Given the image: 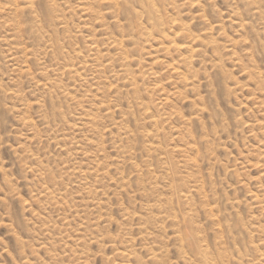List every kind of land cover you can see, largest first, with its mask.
<instances>
[{"label":"rangeland","instance_id":"374dc122","mask_svg":"<svg viewBox=\"0 0 264 264\" xmlns=\"http://www.w3.org/2000/svg\"><path fill=\"white\" fill-rule=\"evenodd\" d=\"M167 1L0 0V264H264V0Z\"/></svg>","mask_w":264,"mask_h":264},{"label":"bare ground","instance_id":"6f19581e","mask_svg":"<svg viewBox=\"0 0 264 264\" xmlns=\"http://www.w3.org/2000/svg\"><path fill=\"white\" fill-rule=\"evenodd\" d=\"M100 2H102L103 4H107V5H109V6H114V7H121L120 8V10L122 9V10H127L128 11V9H129V7L130 6H132L133 4H135L136 2H138V3H140L141 4V12H136V16H141V17H144V16H146L147 17V19H148V21H149V23H151L150 25H152V26H150L151 27V31L152 30H154V29H157V30H155V32L157 31L158 33H160V35L163 37V38H166L169 34H167V36H166V32H165V30H164V28H162V27H164V20H163V22H162V19H161V11L159 10L160 9V5H159V3H165V1H167V0H121V1H118L119 3H117V1H116V3H114L112 0H99ZM170 1V0H169ZM173 1V0H172ZM43 2H45V1H43ZM168 2V1H167ZM253 2H255V1H253ZM31 4H34L33 2H30ZM259 3V2H258ZM14 4V3H13ZM22 4V3H21ZM174 4V3H173ZM170 4H168V6H169ZM164 6V5H163ZM253 6H254V4H253ZM248 7H250V6H248ZM21 8V7H20ZM24 8V7H23ZM30 8V7H29ZM28 8V9H29ZM52 8V7H51ZM56 8V7H55ZM67 8V7H66ZM102 8H104V7H102ZM261 8V7H260ZM32 9V8H31ZM47 9V8H46ZM57 9V8H56ZM111 9V8H110ZM113 9V8H112ZM11 10H13V9H11ZM53 10V9H52ZM140 10V9H139ZM172 10V9H171ZM178 10V9H177ZM188 10V9H187ZM253 10V9H252ZM256 12H257V15L258 16H261V9H259V8H257L256 7ZM18 11V10H17ZM19 11H20V9H19ZM28 11V10H27ZM200 11V10H199ZM250 11H251V9H250ZM49 12V11H48ZM54 12H55V10H54ZM57 12V11H56ZM117 12H118V8H117ZM123 12V11H122ZM44 13H45V11H44ZM53 13V12H52ZM90 13V12H89ZM132 13V12H131ZM163 13V12H162ZM12 14H14V13H12ZM23 14V13H22ZM47 14V13H46ZM55 14V13H54ZM122 13L120 12V15H121ZM168 14V13H167ZM174 14V13H173ZM245 14V13H244ZM254 14H255V12H254ZM260 14V15H259ZM56 15V14H55ZM235 15V14H234ZM256 15V14H255ZM256 15V16H257ZM262 15H264L263 14V12H262ZM16 16V15H15ZM21 16V15H20ZM19 16V17H20ZM44 16V15H43ZM170 16V15H169ZM13 17V16H12ZM45 17V16H44ZM179 17V16H178ZM184 17V16H183ZM17 18V17H16ZM47 18V17H46ZM121 18V17H120ZM163 18H165V17H163ZM234 18V17H233ZM14 19V18H13ZM122 19V18H121ZM129 19V18H128ZM236 19H239V18H236ZM47 20V19H46ZM51 20V19H50ZM137 20V19H136ZM179 20H181V19H179ZM208 20V19H207ZM240 20V19H239ZM244 20H245V18H244ZM21 21V20H20ZM175 21H177V20H175ZM232 21V20H231ZM254 21V20H253ZM50 22V21H49ZM166 22H168V21H166ZM136 23V22H135ZM171 22L169 21V24H170ZM173 23V22H172ZM252 23V22H251ZM64 24V23H63ZM138 24H139V22H138ZM142 24V23H141ZM168 24V23H167ZM166 24V25H167ZM168 24V26H170ZM209 24V23H208ZM236 24V23H235ZM16 25V24H15ZM45 25V24H44ZM140 25V24H139ZM120 26V25H119ZM122 26V25H121ZM135 26H137V24L135 25ZM180 26V25H179ZM239 26V25H238ZM240 26L242 27V28H245L246 27V24H244V23H241L240 24ZM143 27V26H142ZM37 28V27H36ZM163 30H162V29ZM185 28V27H184ZM183 28V29H184ZM220 28V27H219ZM237 28V27H236ZM64 29V28H63ZM160 29V30H159ZM179 30V33H180V31H181V35L182 34H187L188 32H189V30H187V29H184V30ZM247 29H248V27H247ZM246 29V30H247ZM89 30V29H88ZM167 30V29H166ZM169 30V29H168ZM177 30V29H176ZM37 31V30H36ZM160 31V32H159ZM241 31V30H240ZM249 31V30H248ZM257 31V30H256ZM255 31V32H256ZM260 31H261V29H260ZM142 32V31H141ZM241 32H243V31H241ZM245 32V31H244ZM138 33V32H137ZM140 33V32H139ZM144 33V32H143ZM169 33H171V32H169ZM39 34H40V31H39ZM148 34V33H147ZM152 34V33H151ZM173 34V33H172ZM189 35H191L190 34V32L188 33ZM216 34H217V32H216ZM255 34V33H254ZM55 35V34H54ZM149 35V34H148ZM154 35V34H153ZM174 35V34H173ZM179 35V34H178ZM193 35V34H192ZM205 35V34H204ZM187 36V38L189 39V41L187 42L188 44H186V45H178V43L177 42H175V41H170L171 43H170V48L172 47V48H174V49H177L178 51H188L191 55H195V54H197V53H199V49H195L194 48V44H195V42H197L199 39L197 38V36L196 37H194V36H188V35H186ZM219 36V35H218ZM145 37V36H144ZM143 37V38H144ZM152 37V36H151ZM150 37V38H151ZM183 37H185V36H183ZM206 37H207V35H206ZM169 38V37H168ZM208 38V37H207ZM167 39V38H166ZM170 39V38H169ZM176 39H178V36H177V38ZM187 39V40H188ZM39 40V39H38ZM118 40V39H117ZM142 40V39H141ZM145 40V39H144ZM173 40H175V39H173ZM183 40H185V39H183ZM182 40V41H183ZM134 42V41H133ZM145 42V41H144ZM185 41H183V43H184ZM53 43V42H52ZM51 42H50V44H52ZM119 43V42H118ZM163 43V42H162ZM167 43H169V42H167ZM207 43V42H206ZM134 44V43H133ZM159 44V43H158ZM208 44V43H207ZM209 44H211V43H209ZM196 45V44H195ZM211 45H213V43L211 44ZM240 45V44H239ZM262 45V44H261ZM131 46V45H130ZM151 46H152V44H151ZM207 46V45H206ZM238 46V45H237ZM49 47H51V46H49ZM48 47V48H49ZM230 47V46H229ZM233 47H234V45H233ZM206 48V47H205ZM167 48H165V50H166ZM214 49H215V47H214ZM217 49V48H216ZM92 50V49H91ZM168 51L170 50V49H167ZM172 50V49H171ZM210 50V49H209ZM254 50V49H253ZM115 51H116V49H115ZM175 51V50H174ZM170 52V51H169ZM168 52V53H169ZM185 52V53H186ZM208 52V51H207ZM233 52V51H232ZM231 52V53H232ZM165 53V52H164ZM255 53V52H254ZM204 54H206V53H204ZM175 55V54H174ZM177 55V54H176ZM119 56V55H118ZM202 56V55H201ZM220 56V55H219ZM237 56V55H236ZM101 57V56H100ZM105 57V56H104ZM177 57V56H176ZM221 57V56H220ZM102 58V57H101ZM171 58V57H170ZM217 58H218V54H217ZM237 59V58H236ZM120 60V59H119ZM184 60V59H183ZM218 60V59H217ZM123 61V60H122ZM11 63V62H10ZM188 62H186V64H187ZM66 64V63H65ZM163 64V63H162ZM195 64V63H194ZM160 65V64H159ZM111 66V65H110ZM132 66V65H131ZM137 66V65H136ZM163 66V65H162ZM90 67H92V66H90ZM112 67V66H111ZM85 68V67H84ZM94 68V67H93ZM108 68H109V66H108ZM186 68H188V67H186ZM190 68V67H189ZM258 68V67H257ZM120 69H122V68H120ZM127 69H129V68H127ZM58 70V69H57ZM91 70V69H90ZM96 70V69H95ZM185 70V69H184ZM190 70H192L193 71V69H190ZM254 71V70H253ZM91 72V71H90ZM99 72H101L100 70H99ZM138 72V71H137ZM190 72V71H189ZM176 73H178V72H176ZM192 73V72H191ZM70 74V73H69ZM145 74V73H144ZM249 74V73H248ZM177 76V75H176ZM260 76V75H259ZM229 77V76H228ZM261 77V76H260ZM125 78V77H124ZM55 79V78H54ZM132 79V78H131ZM141 79V78H140ZM196 79V78H195ZM255 79V78H254ZM90 80V79H89ZM185 81H188V80H186V78L184 79ZM60 81V80H59ZM134 81V80H133ZM51 83V82H50ZM49 83V84H50ZM56 83V82H55ZM134 83H135V81H134ZM254 84H257L258 85V83H254ZM130 85V84H129ZM187 86V85H186ZM256 86V85H255ZM259 86H261V85H259ZM259 86H258V90H259ZM44 87V86H43ZM42 87V88H43ZM262 87V86H261ZM113 88V87H112ZM263 88V87H262ZM57 89V88H56ZM262 90V89H261ZM57 91H59V90H57ZM128 91V90H127ZM72 92V91H71ZM115 93V92H114ZM126 93V92H125ZM134 94V93H133ZM13 95V94H12ZM136 95V94H135ZM72 96H74V95H72ZM51 97V96H50ZM128 97V96H127ZM72 98V97H71ZM94 100V99H93ZM197 100V99H196ZM69 101V100H68ZM97 102H98V99H97ZM165 102V101H164ZM264 102V101H263ZM141 104V103H140ZM167 104H169V103H167ZM191 104V103H190ZM136 106V105H135ZM192 106H194V105H192ZM199 106V105H198ZM197 107V106H196ZM195 107V108H196ZM2 108V107H1ZM105 109H108V108H105ZM5 110V109H4ZM10 110H11V108H10ZM103 110V109H102ZM150 110V109H149ZM15 111V110H14ZM140 111H142V110H140ZM92 112V111H91ZM121 112V111H120ZM131 112V111H130ZM99 113V112H98ZM107 113V112H106ZM105 113V114H106ZM148 114H150V113H148ZM148 114H147V116H148ZM201 114V113H200ZM77 115V114H76ZM80 116V115H79ZM152 116V115H151ZM199 116V115H198ZM197 116V117H198ZM48 118V117H47ZM87 118V117H86ZM152 118V117H151ZM83 119V118H82ZM92 119H94V118H92ZM97 119H99V118H97ZM140 119V118H139ZM79 120H80V118H79ZM83 121V120H82ZM87 121V120H86ZM96 122V121H95ZM153 122H154V119H153ZM96 123H98V121L96 122ZM95 123V124H96ZM190 123V122H189ZM192 123V122H191ZM82 124V123H81ZM94 124V125H95ZM118 124V123H117ZM25 125V124H24ZM47 125V124H46ZM82 125H84V123L82 124ZM103 125V124H102ZM72 126V125H71ZM92 126V125H91ZM122 126V125H121ZM258 126H260V125H258ZM70 127V126H69ZM78 127V126H77ZM85 127H86V125H85ZM94 127V126H93ZM253 127V126H252ZM72 128H73V126H72ZM114 128V127H113ZM124 128V127H123ZM113 130V129H112ZM117 130V129H116ZM127 130V129H126ZM157 130V129H156ZM71 131V130H70ZM82 131V130H81ZM108 131H110V130H108ZM118 131H120L119 129H118ZM50 132V131H49ZM92 132V131H91ZM93 132H95V131H93ZM111 132V131H110ZM128 132V131H127ZM122 133H123V131H122ZM111 134V133H110ZM115 134V133H114ZM125 134H126V132H125ZM122 135H124V134H121V136ZM145 135V134H144ZM144 135H142V136H144ZM189 135V134H188ZM120 136V135H119ZM128 136H129V134H128ZM147 137H150V140H152V136H149V134H147L146 135ZM154 136V135H153ZM145 137V136H144ZM117 139H118V137H116ZM132 138V137H131ZM125 139V138H124ZM143 139V138H142ZM63 140V139H62ZM144 140V139H143ZM67 141V140H66ZM117 141V140H116ZM125 141V140H124ZM146 141H147V138H146ZM147 142H149V141H147ZM194 142V141H193ZM65 143V142H64ZM144 143V142H143ZM157 143V142H156ZM101 144V143H100ZM186 144V143H185ZM188 144V143H187ZM92 145V144H91ZM151 145H153V144H151ZM145 146V145H144ZM154 146H155V144H154ZM194 148V147H193ZM15 149H17V148H15ZM119 149H120V147H119ZM128 149V148H127ZM153 149H156V147L155 148H153ZM85 150V149H84ZM157 150H158V148H157ZM160 150V149H159ZM191 150V149H190ZM12 151V150H11ZM121 151V150H120ZM147 151V150H146ZM145 151V152H146ZM179 151H181L180 149H179ZM194 151V150H193ZM16 152V151H15ZM81 152V151H80ZM161 152H163V149H162V151ZM85 153V152H84ZM118 153V152H117ZM125 153V152H124ZM123 153V154H124ZM148 153V152H147ZM150 153V152H149ZM194 154V153H193ZM118 155V154H117ZM147 156V155H146ZM153 156V155H152ZM118 157V156H117ZM149 157V156H148ZM154 157V156H153ZM158 156H156V158H157ZM202 157H203V155H202ZM40 158V157H39ZM93 158H95V157H93ZM123 158H124V156H123ZM198 158H200V157H198ZM190 159V158H189ZM202 159V158H201ZM211 159V158H210ZM36 160V159H35ZM122 160V159H121ZM156 160H159V159H156ZM155 160V161H156ZM162 160H163V158H162ZM212 160V159H211ZM116 161V160H115ZM123 161V160H122ZM146 161H147V159H146ZM182 161V160H181ZM190 161V160H189ZM35 162V161H34ZM148 162V161H147ZM146 162V163H147ZM159 162V161H158ZM165 162V161H164ZM184 162V161H183ZM192 162V161H191ZM37 163V162H36ZM35 163V164H36ZM119 163V162H118ZM123 163V162H122ZM134 163V162H133ZM144 163V162H143ZM157 163V162H156ZM166 163V162H165ZM196 163V162H195ZM114 164H115V162H114ZM124 164V163H123ZM160 164H163V163H160ZM182 164V163H181ZM38 165V164H37ZM132 165V164H131ZM146 165V164H145ZM170 165V164H169ZM187 165H189V164H187ZM197 165V164H196ZM149 166V165H148ZM153 166H154V163H153ZM176 166V165H175ZM165 167V166H164ZM182 167V166H181ZM185 167V166H184ZM191 167V166H190ZM141 168V167H140ZM158 168V167H157ZM161 168V167H160ZM188 168V167H187ZM186 168V169H187ZM41 169H44L43 167L41 168ZM162 169V168H161ZM181 169V168H180ZM189 169V168H188ZM81 170V169H80ZM132 170H133V168H132ZM173 170H175V169H173ZM182 170V169H181ZM194 170V169H193ZM75 171H77V170H75ZM81 171H83V170H81ZM135 172H138V171H135ZM148 172V171H147ZM151 172V171H150ZM152 172H153V170H152ZM172 172V171H171ZM178 172V171H177ZM180 172V171H179ZM182 172V171H181ZM144 173V172H143ZM173 173V172H172ZM190 173V172H189ZM50 174V173H49ZM70 174V173H69ZM73 174V173H72ZM107 174H109L108 172H107ZM162 174H163V172H162ZM168 174V173H167ZM179 174V173H178ZM182 174V173H181ZM187 174V173H186ZM192 174V173H191ZM80 175H82V174H80ZM144 175H146V172H145V174ZM150 175V174H149ZM165 175V174H164ZM189 175V174H188ZM188 175H185V176H188ZM48 176H50V175H48ZM83 176H84V174H83ZM141 176V175H140ZM148 176V175H147ZM153 176H155V175H153ZM158 176V175H157ZM174 176V175H173ZM182 176V175H181ZM190 176V175H189ZM80 177V176H79ZM152 177V176H151ZM175 177V176H174ZM179 177V176H178ZM96 178V177H95ZM160 178V177H159ZM183 178V177H182ZM197 178V177H196ZM44 179V178H43ZM54 179V178H53ZM52 179V180H53ZM80 179V178H79ZM108 179V178H107ZM121 179V178H120ZM148 179V178H147ZM152 179V178H151ZM150 179V180H151ZM158 179V178H157ZM178 179V178H177ZM176 179V180H177ZM85 180V179H84ZM101 180V179H100ZM145 180V179H144ZM149 180V179H148ZM147 180V181H148ZM153 180V179H152ZM182 180V179H181ZM49 181V180H48ZM140 181V180H139ZM191 181V180H190ZM180 182V181H179ZM179 182H178V184H179ZM182 182V181H181ZM44 184H46V182L44 183ZM81 184V183H80ZM121 184V183H120ZM128 184V183H127ZM168 184V183H167ZM182 185H183V182L181 183ZM143 185V184H142ZM177 185V184H176ZM187 185H189V184H187ZM99 186V185H98ZM101 186V185H100ZM117 186V185H116ZM149 186V185H148ZM155 186V185H154ZM147 187V186H146ZM157 187V186H156ZM163 187V186H162ZM158 188V187H157ZM191 188V187H190ZM196 188V187H195ZM43 189H45V188H43ZM156 190V189H155ZM170 190V189H169ZM187 190H188V188H187ZM190 190V189H189ZM178 191V190H177ZM182 191V190H181ZM49 192H51V191H49ZM106 192V191H105ZM114 192V191H113ZM144 191H142V193H143ZM153 192V191H152ZM195 192V191H194ZM45 193V192H44ZM108 193V192H107ZM117 193V192H116ZM149 193V192H148ZM157 193V192H156ZM56 194V193H55ZM146 194V193H145ZM47 195V194H46ZM58 195V194H57ZM45 196V195H44ZM51 196V195H50ZM191 196V195H190ZM54 197V196H53ZM103 197V196H102ZM106 197V196H105ZM162 197V196H161ZM40 198V197H39ZM52 198V197H51ZM50 199V198H49ZM42 200H44V199H42ZM60 200V199H59ZM147 200H149V199H147ZM162 200V199H161ZM175 200V199H174ZM254 200V199H253ZM38 201H40V200H38ZM46 201V200H45ZM47 202V201H46ZM53 202V201H52ZM164 202V201H163ZM256 202V201H255ZM103 203V202H102ZM166 203V202H165ZM258 203H260V202H258ZM51 204V203H50ZM48 205V204H47ZM96 205V204H95ZM260 205V204H259ZM94 206V205H93ZM105 206V205H104ZM170 206V205H169ZM172 206V205H171ZM183 206V205H182ZM190 206V205H189ZM98 207V206H97ZM97 207H95V208H97ZM157 207V206H156ZM177 207H178V205H177ZM94 208V209H95ZM104 208V207H103ZM187 208V207H186ZM151 209V208H150ZM156 209V208H155ZM210 209V208H209ZM209 209H205V210H209ZM218 209V208H217ZM189 210V209H188ZM196 210V209H195ZM204 210V211H205ZM257 210H259V209H257ZM153 211V210H152ZM159 212V211H158ZM199 212V211H198ZM215 212H217V210L215 211ZM193 213H195V212H193ZM206 213V212H205ZM151 214V213H150ZM192 214V213H191ZM172 215V214H171ZM177 215V214H176ZM197 216V215H196ZM127 217V216H126ZM149 217V216H148ZM186 217H187V215H186ZM194 217V216H193ZM215 217V216H214ZM153 218V217H152ZM164 219V218H163ZM173 219V218H172ZM125 220V219H124ZM129 220H130V218H129ZM195 220V219H194ZM239 220V219H238ZM257 220V219H256ZM189 221H191V219L189 220ZM214 221V220H213ZM242 221V220H241ZM139 222V221H138ZM169 223V222H168ZM242 223V222H241ZM150 224V223H149ZM173 224V223H172ZM183 224V223H182ZM186 224H188V223H186ZM102 225V224H101ZM178 225V224H177ZM193 225V224H192ZM198 225V224H197ZM244 225V224H243ZM81 226V225H80ZM123 226V225H122ZM171 226V225H170ZM249 226V225H248ZM83 227V226H82ZM85 227V226H84ZM140 227V226H139ZM172 227V226H171ZM182 227H184V226H182ZM228 227V226H227ZM243 227V226H242ZM150 228V227H149ZM188 228V227H187ZM83 229V228H82ZM87 229V228H86ZM138 229H141V228H138ZM178 229V228H177ZM182 229V228H181ZM193 229H195V227H193ZM245 230H246V228H244ZM257 229V228H256ZM130 230V229H129ZM156 230V229H155ZM174 230V229H173ZM183 230V229H182ZM189 230H192V229H189ZM254 230V229H253ZM82 231V230H81ZM143 231V230H142ZM168 231V230H167ZM166 231V232H167ZM175 231V230H174ZM255 231V230H254ZM85 232V231H84ZM99 232V231H98ZM130 232V231H129ZM128 232V233H129ZM173 232V231H172ZM199 232V231H198ZM257 232V231H256ZM140 233V232H139ZM152 233V232H151ZM157 233H159V232H157ZM168 233V232H167ZM258 233H260V232H258ZM97 234V233H96ZM161 234V233H160ZM262 234V233H261ZM79 235H80V232H79ZM103 235V234H102ZM135 235V234H134ZM179 235V234H178ZM250 235V234H249ZM260 235V234H259ZM136 236H137V234H136ZM166 236V235H165ZM180 236V235H179ZM83 237V236H82ZM96 237V236H95ZM146 237V236H145ZM150 237V236H149ZM178 237V236H177ZM18 238V237H17ZM67 238V237H66ZM112 238V237H111ZM126 238H128V237H126ZM167 238V237H166ZM174 238V237H173ZM178 238H180V241H182V242H189V243H192V242H194V243H196L195 241L197 240V239H199V236H198V234H196V233H194V232H183V234L181 235V237H178ZM201 238V237H200ZM105 239V238H104ZM132 239V238H131ZM151 239V238H150ZM163 239V238H162ZM203 238H201V240H202ZM84 240V239H83ZM97 240V239H96ZM111 240V239H110ZM128 240V239H127ZM143 240H144V238H143ZM164 240V239H163ZM262 240V239H261ZM132 241V240H131ZM158 241V240H157ZM260 241V240H259ZM97 242V241H96ZM108 242V241H107ZM127 242V241H126ZM141 242V241H140ZM219 242V241H218ZM84 243V242H83ZM111 243V242H110ZM113 243V242H112ZM124 243V242H123ZM97 244V243H96ZM108 244V243H107ZM142 244V243H141ZM197 244V243H196ZM199 244H200V242H199ZM261 244V243H260ZM65 245V244H64ZM79 245H81V244H79ZM84 245V244H83ZM115 245V244H114ZM156 245V244H155ZM154 245V246H155ZM158 245V244H157ZM192 245L193 246H195L193 243H192ZM256 245V244H255ZM51 246V245H50ZM138 246V245H137ZM192 246V247H193ZM257 246V245H256ZM263 246V245H262ZM53 247H55V246H53ZM82 247V246H81ZM100 247V246H99ZM112 247V246H111ZM164 247V246H163ZM220 247V246H219ZM245 247V246H244ZM88 248V247H87ZM116 248V247H115ZM128 248V247H127ZM146 248V247H145ZM149 248V247H148ZM151 248V247H150ZM187 248V247H186ZM249 248V247H248ZM251 248V247H250ZM258 248V247H257ZM261 248V247H260ZM47 249V248H46ZM114 249V248H113ZM124 249H126V248H124ZM147 249V248H146ZM145 249V250H146ZM152 249V248H151ZM158 249V248H157ZM160 249V248H159ZM182 249V248H181ZM190 249V248H189ZM195 249V253L197 254L196 256H198L197 258H199V261L200 262H202L201 264H224V259H225V255L224 254H222V253H220V252H218V253H220L219 254V256H218V261L215 259V258H210L211 256L210 255H208L206 252H205V250L203 249H201V247H196V248H194ZM252 249V248H251ZM250 249V250H251ZM262 249V248H261ZM115 250V249H114ZM133 250V249H132ZM131 250V251H132ZM140 250V249H139ZM164 250V249H163ZM219 250V249H218ZM239 250V249H238ZM246 250V249H245ZM254 250V249H253ZM140 251H142V249L140 250ZM161 250H159L158 252H160ZM252 251V250H251ZM87 252V251H86ZM139 252V251H138ZM145 252H147V251H145ZM158 252L156 253V252H152V259L153 260H155L156 259V261H157V258L159 259L160 258V256H159V254H158ZM163 252H165V250L163 251ZM163 252H161V254L163 253ZM182 252V251H181ZM262 252V251H261ZM122 253V252H121ZM166 253V252H165ZM183 253V252H182ZM209 253V252H208ZM89 254V253H88ZM139 254V253H138ZM160 254V255H161ZM187 254V253H186ZM194 254V253H193ZM210 254V253H209ZM127 255V254H126ZM140 255V254H139ZM195 255V254H194ZM87 256V255H86ZM118 256H119V253H118ZM120 256H121V254H120ZM138 256V255H137ZM195 256V257H196ZM236 256V255H235ZM256 256V255H255ZM260 256V255H259ZM135 257V256H134ZM143 257V256H142ZM163 257V256H162ZM65 258V257H64ZM90 258V257H89ZM121 258H123V257H121ZM120 258V259H121ZM228 258V257H227ZM254 258V257H253ZM258 258V257H257ZM262 258V257H261ZM56 258H54V260H55ZM63 259V258H62ZM69 259V258H68ZM119 259V258H118ZM166 259V258H165ZM187 259V258H186ZM191 259V258H190ZM242 258H241V256H240V258H239V260H241ZM75 260H76V258H75ZM84 260V259H83ZM127 260V259H126ZM133 260V259H132ZM135 260H136V258H135ZM197 260V259H196ZM232 260V259H231ZM245 260V259H244ZM260 260V259H259ZM263 260H264V257H263ZM80 261V260H79ZM124 261V260H123ZM129 261V260H128ZM139 261V260H138ZM145 261V260H144ZM156 261H155V264H156ZM247 261V260H246ZM256 261V260H255ZM254 261V262H255ZM258 261V260H257ZM262 261V260H261ZM55 262V261H54ZM73 262V261H72ZM77 262V261H76ZM135 262V261H134ZM150 262V261H149ZM148 262V263H149ZM182 262V261H181ZM194 262V261H193ZM231 262V261H230ZM242 262V261H241ZM250 262V261H249ZM50 263H51V261H50ZM138 263V262H137ZM192 263V262H191ZM195 263V262H194ZM193 263V264H194ZM236 263V262H235ZM52 264H54V263H52ZM67 264V263H66ZM132 264V263H131ZM162 264V263H161ZM199 264V263H198ZM258 264V263H257Z\"/></svg>","mask_w":264,"mask_h":264}]
</instances>
